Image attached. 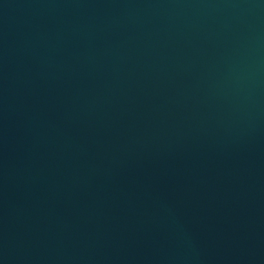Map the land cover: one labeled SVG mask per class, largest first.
I'll return each instance as SVG.
<instances>
[{
    "label": "water",
    "instance_id": "obj_1",
    "mask_svg": "<svg viewBox=\"0 0 264 264\" xmlns=\"http://www.w3.org/2000/svg\"><path fill=\"white\" fill-rule=\"evenodd\" d=\"M0 264H264V0H0Z\"/></svg>",
    "mask_w": 264,
    "mask_h": 264
}]
</instances>
